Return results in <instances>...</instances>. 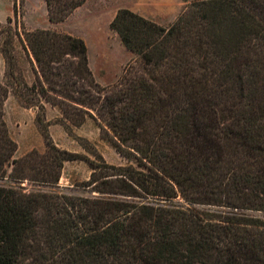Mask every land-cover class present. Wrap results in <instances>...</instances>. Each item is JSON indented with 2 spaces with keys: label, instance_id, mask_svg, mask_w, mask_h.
Returning <instances> with one entry per match:
<instances>
[{
  "label": "trees",
  "instance_id": "1",
  "mask_svg": "<svg viewBox=\"0 0 264 264\" xmlns=\"http://www.w3.org/2000/svg\"><path fill=\"white\" fill-rule=\"evenodd\" d=\"M44 1L59 22L85 0ZM13 15L0 28L39 78L24 85L38 104L22 106L57 105L67 126L97 120L135 165L59 148L47 129L43 151L14 158L0 83V179L15 183L0 185V264H264V219L241 212H264V0H193L167 26L117 9L109 26L136 60L108 86L82 38L36 28L21 39L15 3ZM74 159L86 161L83 186L96 196L21 186H56ZM177 196L184 205L170 203Z\"/></svg>",
  "mask_w": 264,
  "mask_h": 264
},
{
  "label": "rangeland",
  "instance_id": "2",
  "mask_svg": "<svg viewBox=\"0 0 264 264\" xmlns=\"http://www.w3.org/2000/svg\"><path fill=\"white\" fill-rule=\"evenodd\" d=\"M10 1L12 0H0V24L3 26L5 25V16L10 10ZM191 1L193 0H85L72 10L64 20L52 22V28L47 29L82 38L86 47L89 48L91 63L97 76L95 80L102 86H108L117 81L126 65H134L136 60V55L122 45L117 33L109 26L117 9L128 8L156 23L167 26L175 20L185 7L189 6ZM13 3H15L16 8V23L12 22L11 27L17 29L22 39V31L27 30L23 15L28 8V1L13 0ZM33 3L34 6L28 13L30 19L41 16L43 8L46 9L44 0H33ZM11 9L12 14L10 16L13 20V5ZM5 28H0V45L5 48L7 54L4 60L0 53V83L8 90L3 103V110L8 133L17 145L13 157L18 158L31 149L43 151L45 145L41 131L47 129L53 142L59 148L92 159L94 154H100L109 164L135 165L134 158L127 159L115 151L106 134L99 130L97 120L86 117L83 124L76 128L67 126L68 123L63 120L57 105H53L54 108L47 105L48 110L43 109L44 105L42 107L22 106L26 103L38 104L34 91L24 85L29 86L32 82L39 85V78H34L35 67L28 49H24L16 37H13L11 42ZM17 94L21 96L20 99H18ZM47 124L51 125V129ZM64 126L68 128L70 134H67ZM7 169L9 170V168ZM89 174L90 170L86 161L74 159L63 163L56 186L31 185L27 181H23L21 186L25 191H54L90 198L96 196L97 193L90 192L88 187L83 186V182L88 179ZM0 185L12 186L15 183L4 177L0 179ZM170 203L185 204L180 196L172 199ZM197 208L220 214L231 211L229 208L214 205H198ZM241 212L264 219V212L261 211L245 210Z\"/></svg>",
  "mask_w": 264,
  "mask_h": 264
},
{
  "label": "crops",
  "instance_id": "3",
  "mask_svg": "<svg viewBox=\"0 0 264 264\" xmlns=\"http://www.w3.org/2000/svg\"><path fill=\"white\" fill-rule=\"evenodd\" d=\"M27 1H28V8L26 9V11H25V13L23 15V21H24L25 28L27 30L36 29V28H52L51 25L53 23L49 21L45 8H43L41 16H36V17H34V19L28 18L29 10L34 6V3H33V0L32 1L27 0ZM10 2H11L10 10H9V13L5 17L10 16L12 14V9L11 8H12V5H13V0L10 1ZM141 16L145 17L144 15H141ZM87 58H88V64L90 66V69H91V71L93 73L94 78L96 79L97 76H96L95 70H94V68L92 66V63H91V58H90L89 48L88 47H87ZM42 103L44 105V109L45 110L49 109V108H47V105H49V107H51V108H54L52 105L48 104L47 102L42 101ZM48 126L51 129V127H50L51 125L49 124ZM80 126H78L76 128H79Z\"/></svg>",
  "mask_w": 264,
  "mask_h": 264
}]
</instances>
